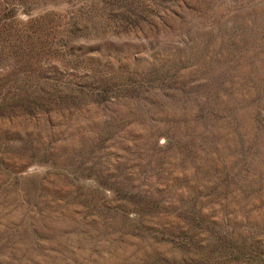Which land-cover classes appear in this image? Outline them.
<instances>
[{"label":"rangeland","instance_id":"obj_1","mask_svg":"<svg viewBox=\"0 0 264 264\" xmlns=\"http://www.w3.org/2000/svg\"><path fill=\"white\" fill-rule=\"evenodd\" d=\"M0 264H264V0H0Z\"/></svg>","mask_w":264,"mask_h":264}]
</instances>
